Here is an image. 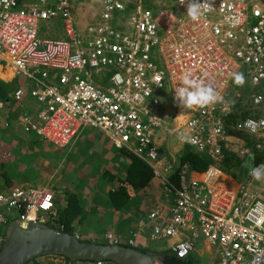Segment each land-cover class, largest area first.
I'll use <instances>...</instances> for the list:
<instances>
[{"label":"built area","instance_id":"2783aa9c","mask_svg":"<svg viewBox=\"0 0 264 264\" xmlns=\"http://www.w3.org/2000/svg\"><path fill=\"white\" fill-rule=\"evenodd\" d=\"M31 1L0 0V66L9 64L15 75L32 80L0 96V112L8 118L10 110L27 105L30 110L19 115L23 129L54 146L67 145L83 127H97L115 147L143 159L161 178L165 197L147 213L149 237L173 238L168 248L175 256H189L202 237L216 246L217 264H264V199L243 182L233 191L216 162L189 178L185 168L180 170L175 184L172 172L165 173L172 165L165 161L163 169L158 167L155 143L164 123L158 110L165 107L155 94L167 84L175 96L180 77L190 73L211 85L222 101L196 110L177 103L173 131L179 140L217 162L224 149L250 159L264 149V112L224 120L233 112L228 88L242 64L240 88L247 89L252 104L264 102V0H209L195 22L179 0H154L152 6L143 0H101L97 17L81 29L74 11L87 0ZM125 7L130 14L113 23ZM48 19L61 21L63 37L39 33V23ZM237 131L255 138V151ZM0 205L3 225L12 209L24 222L55 223L57 217L53 191L46 186L2 188ZM105 238L120 241L112 232Z\"/></svg>","mask_w":264,"mask_h":264},{"label":"crops","instance_id":"0c3cea01","mask_svg":"<svg viewBox=\"0 0 264 264\" xmlns=\"http://www.w3.org/2000/svg\"><path fill=\"white\" fill-rule=\"evenodd\" d=\"M26 2V0L20 1V4ZM14 76L13 68L9 64L0 66L1 81H10ZM27 83L28 81L17 86L26 85ZM3 90L5 89L0 86V91ZM9 91L11 90H6L4 94L0 93V96L6 98ZM26 110H30L27 105L22 106L20 109L10 110V116L8 117L15 121L13 127H21L25 133L19 115H22V112ZM175 112L176 110L172 113L173 116L168 122L164 120L162 130H158L155 136V143L159 152V162L157 164L161 169H163L166 160L173 161V156L184 151L182 146H176L174 142H168L164 138L167 133H172L179 140L178 133L173 131ZM6 115V112H0V131L3 132L0 133V189L12 184V186L24 187L46 186L53 191L54 204L58 215L61 210L65 209L67 203V199L65 200L64 197L62 200L59 199V192L62 189L63 192H66L65 195H68V197L73 196L78 203L79 214L74 218L72 224L76 229L75 234H78L80 239L102 243L99 239L102 238L106 241L105 233L112 232L120 237L119 244L128 245V239L131 238L130 230L133 232L137 230L135 236L132 235L135 238L132 245L137 248L143 247V249L157 254L153 258L156 264H162L156 258L160 257L162 251H169L168 245L173 242V238H162L164 242L155 247L153 241L159 239L149 237L151 223L148 221L147 216L148 211L156 201L163 202L165 199L162 188L163 182L159 176L153 175L150 186L146 189L137 190L131 184H128L124 179L128 160L123 156L122 149L115 147L106 134L97 127H83L67 145L54 146L44 137L46 141L32 134L28 136L25 134L20 135L12 131L14 130L13 127L9 128L11 123L8 126L5 124L8 120ZM12 115H15V117H12ZM164 128H166L165 133H163ZM86 129H97L104 136L95 141L93 133L85 131ZM182 132L186 133V129H182ZM35 134L37 133L35 132ZM167 153L172 155L170 159ZM242 164L246 169L248 168L247 163L243 162ZM172 170L170 168L166 172L170 173ZM239 171L243 172L242 167ZM199 173L192 171L188 177L199 175ZM231 175L233 176L226 175L229 179L228 184L233 191H236L244 180L241 181L240 177L235 174ZM120 185L126 186L129 196L121 197L119 206H114L109 191L118 188ZM0 207L4 209L3 205H0ZM90 207L91 209L94 208L96 212L94 217L88 221L91 213L88 214L87 212ZM85 211V215L82 216ZM7 212L5 214L9 218L8 222L5 225L0 224L5 227V230H8L9 223L13 222ZM98 215L99 217L107 216V218L97 219ZM82 219H85L87 224L84 232H80L81 227H79ZM16 220L18 221L17 218L14 219V221ZM141 220L144 222L142 227H140ZM98 221L105 225L104 229L100 224L96 225ZM126 225L129 227L128 230L125 228ZM4 233H0V237L3 238ZM197 244V246L194 244L193 254L190 253L195 258L194 264H217L216 246L204 240Z\"/></svg>","mask_w":264,"mask_h":264},{"label":"trees","instance_id":"16d2710c","mask_svg":"<svg viewBox=\"0 0 264 264\" xmlns=\"http://www.w3.org/2000/svg\"><path fill=\"white\" fill-rule=\"evenodd\" d=\"M20 1H24V0H18L19 3H20ZM98 6L100 7V5H98ZM61 27H62V23H61ZM62 32H63V28H62ZM45 34H48V32H46ZM53 34H56V33H53ZM5 91L6 90L0 91V93L4 94ZM232 107H233V112L224 117L225 122L231 123V122L235 121L237 118L244 117L248 113L247 110H242V111L236 110L239 108V102H237V101H236V103L232 104ZM236 134L241 136L243 138L245 144L247 146L253 148V151L256 150L253 146V141L255 138H253L249 135H244L242 133H236ZM122 154L128 160V165L126 168V174H125V178H124L125 181L128 182V184H131L137 190H142V189H146L147 187H149L150 183H151V178L154 175L152 167L149 166L145 161H143V159L137 157L136 155H134L132 153H129L127 151L122 150ZM260 154L261 153L259 151L254 152V157L252 159H250V161L252 162L253 165L263 163L264 160L262 158H259ZM170 156H172V155H170V153H169L168 154L169 159H170ZM173 157H174L173 161L166 160V162H169L172 165L171 168L173 170H172V178L171 179L173 180V182L175 184H179V177H180L179 171L180 170L185 168L186 175L188 176L190 174V172H192V171H197V172L203 171L210 162L211 163L216 162L219 166H221V168H222V166L225 167L227 170L231 171L232 174H233V171L234 172H236V171L240 172L239 169L241 167H242V171H243V176H244V174L246 176V174L248 172V168L246 169L244 164H242V162H240V161H243L246 163V160L239 158L238 156L231 153L227 149H224L223 159L221 161H218V162L213 161L211 159V157H209L208 155L196 151L195 149H193V147H191L189 149L184 148V151L181 154L175 155ZM236 159H238V161ZM185 165H186L187 169H186ZM232 169H233V171H232ZM10 184H12V183H10ZM12 185L6 186V188H10ZM36 187H43V186H37L36 185ZM109 196H110V199H111L113 205L119 206V201H120L121 197H128L129 195H128L126 186L120 185L118 188L110 189ZM71 207H73V208H71ZM69 208H71V209L69 210ZM66 210H68V211H66ZM64 212L68 213L66 217H63ZM78 214H79V206H78V203L76 201V198H74L73 196H69V199L67 198V203H66L65 209H63L59 212L58 220L56 221V222H60L62 224V227H60L59 225L52 224L50 222H47L46 224L51 226V227H55V228L62 229L64 231H68V232L72 233L70 228H73V226H74L72 224L73 220H74V218L77 217ZM79 220H80V218H79ZM7 232H8V230L5 231L4 235H6ZM131 238H134V237L131 235ZM81 240H83V239H81ZM133 242H135V239ZM102 243H109V242L106 240ZM119 243H120V241L117 242V244H119ZM129 244L130 243H128V245L127 244L126 245L125 244L124 245L119 244V245L126 246V247L131 246L130 248L133 247V249H135L139 252H142V253L149 252V251H147V249H143V247L137 248V247H134L132 245L133 243L130 245ZM48 255L59 256L62 258V261H63L62 263H55V264H71V262L73 261V259H70V258L63 256V255H56V254H48ZM153 255L156 256L157 254H153ZM159 256L160 257H157L156 260L159 262H162V264H194V259H195L192 255H190L188 257H177V256H175V254L171 253L168 250L162 251V253H160ZM102 260H103L104 264H117L116 262H114L110 259H102ZM74 261H77V264H95L94 259H90V260L89 259H79V260H74ZM53 262L54 261L50 260V261H48V264H54ZM26 264H39V262L36 260V257H35L31 261L27 262Z\"/></svg>","mask_w":264,"mask_h":264},{"label":"rangeland","instance_id":"374dc122","mask_svg":"<svg viewBox=\"0 0 264 264\" xmlns=\"http://www.w3.org/2000/svg\"><path fill=\"white\" fill-rule=\"evenodd\" d=\"M26 1H27V4H31L33 2L31 0H26ZM99 1H101V0H87L85 3L80 4L79 8L75 11L79 29H81V26H83V22L95 19L97 17V13L99 12V6L98 5H100ZM152 1H154V0H143L144 4H146L147 6H152ZM158 1L162 2L163 0H155V2H158ZM130 6H131V9H132L134 7V4H131ZM156 9H158V7H155L154 10H156ZM120 13L126 14L125 17L124 18L119 17ZM120 13H116L115 14L114 19L112 21L113 23H115V22L117 23L118 22L117 24H119L121 21H124L125 18L127 17V15L130 14V9L127 12V7H125V9L122 10ZM40 32L41 33L48 32V35L52 36V37H63L64 36L62 34L61 21L59 19H48L47 21H45V20L41 21L39 23V33ZM53 33H56V34H53ZM245 72H246V65L242 64L239 67V69L237 70V73H243V75L245 76ZM19 76L20 75H15L12 78V80L7 81V82H4V81L0 80V86L3 87V89L8 91V90H12V88L14 89L17 85H20V83L24 84V82H26V81L31 83V81H32L31 79H24L23 77H19ZM170 91L171 90H170L169 86L167 84H165V86L163 88L159 89L157 91V93L155 94L158 98L161 99V101L166 106V107L158 110L159 113L163 116V119L165 120V122H168L171 119V117L173 116L172 113L177 108V102L174 100V96L171 94ZM246 91H247V89H246ZM246 91H242L240 89V87L235 84L234 78H233L231 80L230 86L228 88V98L231 101V105L233 103H236V101L239 102V108L236 109V110H238V111L247 110L248 111L247 115H256L258 113L264 112V102H262L261 104H259L257 106L252 104V102L249 100L248 93ZM238 94H240L239 97L237 96ZM232 109H233V107H232ZM12 117H15V115H12ZM8 121H9V123H11L9 125V128H12L14 126L15 121L13 119H10V118H8ZM161 128H162V126L157 128V130H162ZM170 128H171V126H170ZM13 129L14 130H12V131H15L17 134H20V135H24L25 134V135L28 136L29 134H32V135H35V136H38V137H41L42 139H44L41 135H39V134L37 135V134H35L34 131H31L30 128L28 129V131H26V133L23 132L21 127L20 128L19 127H13ZM165 130H166V128H164L163 133H165ZM85 131L92 132L94 137H95V139H96L95 141H97L99 137L104 136V134L101 131L97 130V129H86ZM156 132H158V131H156ZM0 133L2 134L3 132L0 131ZM162 137H164V136H162ZM164 138L167 139L168 142L169 141L172 142V143L174 142V144L176 146H182V149L183 148H188V149L191 148V146L188 143H186L184 141H179L177 139V136H175L172 133H167ZM0 139H1V135H0ZM44 141H46V140L44 139ZM180 143H183V144H180ZM234 146H236V144ZM263 147H264V144H263ZM260 153L264 155V149L261 150ZM28 157H31V156H28ZM236 160L238 161V159H236ZM222 169H223V171H225L227 173L229 172V174H232L231 171L227 170L223 166H222ZM232 171H233V169H232ZM233 174H235L237 177L239 176L240 180L242 181L243 177H242L241 174H237L235 172ZM166 175H169V173L166 172ZM246 180H247L246 184L249 187V189L251 191H253L254 193H256L257 195H260L261 198L264 199V179L258 181V180L253 179L250 175H248L246 177ZM70 182H71V180H70ZM73 182L75 183V181H73ZM65 194H66V192H63L62 189H60L59 199L62 200L63 197H64L65 200L67 198L69 199L68 195H65ZM71 208H73V207H71ZM71 208H69V210ZM66 211H68V210H66ZM95 212L96 211H94V208L91 209V207H90V209L87 212L88 214L91 213L90 217H88V221L91 220V218L94 217ZM85 213H86V211L82 213V216H84ZM7 214L13 220V222L9 223L8 226L18 225L20 223L17 220L14 221V219H16V215H15V212H14L13 209L11 211H8ZM67 214H68L67 212H64V216L63 217H66ZM101 218L106 219L107 216L99 217V215H98L97 219H101ZM99 224L101 225L102 229L105 228V225L102 224V222L99 223V221H98V223L96 225H99ZM79 227H81V231L80 232H84L85 231V228H87V224L85 222V219H82V222L79 224ZM125 228L127 230L129 229V227L127 225H126ZM70 230L72 231L73 234H75V230L76 229L74 227L70 228ZM4 231H6L5 227L0 225V233L3 234ZM8 231H9V229H8ZM130 232H133V231L130 230ZM99 241L103 242L105 240L100 238ZM201 241H203L202 237L198 238L194 242V244L197 246L198 245L197 243H200ZM163 242H164L163 239L153 241L154 245H156L155 247L159 246V244H162ZM214 249H215V247H214ZM192 254H193V251H192ZM36 260L39 262V264H48L47 262L50 261V260L54 261L53 262L54 264L63 262L61 257H59V256H50V255L38 256V257H36ZM72 263L73 264H77V261L73 260L71 262V264Z\"/></svg>","mask_w":264,"mask_h":264},{"label":"water","instance_id":"95a60500","mask_svg":"<svg viewBox=\"0 0 264 264\" xmlns=\"http://www.w3.org/2000/svg\"><path fill=\"white\" fill-rule=\"evenodd\" d=\"M8 229L0 248V264H26L45 254L63 255L73 260L110 259L117 264H156L152 252L142 253L118 244L81 240L68 231L40 222L19 223Z\"/></svg>","mask_w":264,"mask_h":264},{"label":"clouds","instance_id":"9594fccd","mask_svg":"<svg viewBox=\"0 0 264 264\" xmlns=\"http://www.w3.org/2000/svg\"><path fill=\"white\" fill-rule=\"evenodd\" d=\"M179 4L186 6V15L190 20H192L194 22L199 21L204 10L210 6L209 0H179ZM62 34H63V32H62ZM234 82L237 86H242L245 83V77H244L243 73H235L234 74ZM174 100L178 103V106L183 108V109L196 110V109L204 108L208 105H212V104L221 102L222 97L217 93V91L211 85H207L202 80L193 78L190 73H186L180 77L179 86L175 89ZM157 119H159V118H157ZM237 133L249 135L245 132L237 131ZM249 136H251V135H249ZM259 158H262L264 160V155L260 154ZM242 159H245L246 163L248 161H249L248 163H250V167H248L249 170H248L246 176L244 174L245 181L243 183H247L246 177L248 176V174L253 179L258 180V181L264 179V161L260 165L252 166L253 164L250 161L249 157L242 158ZM240 162L243 163V161H240ZM225 173L227 175L233 176L227 172H225ZM237 174H241L242 177H244L243 172H237ZM57 220H58V214H57L55 223H52L50 221H47V222H50L52 224L59 225L60 227H62V224L60 222H56ZM18 221L24 225H27L29 223V222L21 221L19 219H18ZM32 222H39V221H32ZM47 222H40V223L46 224ZM45 255H48V254H45Z\"/></svg>","mask_w":264,"mask_h":264},{"label":"flooded vegetation","instance_id":"af4514ba","mask_svg":"<svg viewBox=\"0 0 264 264\" xmlns=\"http://www.w3.org/2000/svg\"><path fill=\"white\" fill-rule=\"evenodd\" d=\"M153 258V257H152ZM154 259V258H153Z\"/></svg>","mask_w":264,"mask_h":264}]
</instances>
